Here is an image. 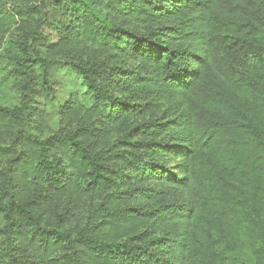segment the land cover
I'll return each mask as SVG.
<instances>
[{
  "label": "trees",
  "instance_id": "1",
  "mask_svg": "<svg viewBox=\"0 0 264 264\" xmlns=\"http://www.w3.org/2000/svg\"><path fill=\"white\" fill-rule=\"evenodd\" d=\"M0 264H264V0H0Z\"/></svg>",
  "mask_w": 264,
  "mask_h": 264
},
{
  "label": "rangeland",
  "instance_id": "2",
  "mask_svg": "<svg viewBox=\"0 0 264 264\" xmlns=\"http://www.w3.org/2000/svg\"><path fill=\"white\" fill-rule=\"evenodd\" d=\"M44 33L51 37L53 33L45 29ZM58 81V92L53 102L47 104V120L49 126L56 130L58 127V109L63 105L71 96H76L78 100L85 106L91 104L89 96L86 95L81 81L75 77L69 69H63L56 75Z\"/></svg>",
  "mask_w": 264,
  "mask_h": 264
}]
</instances>
